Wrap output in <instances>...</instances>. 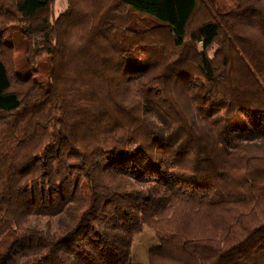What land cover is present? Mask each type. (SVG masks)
Listing matches in <instances>:
<instances>
[{
  "label": "trees",
  "instance_id": "trees-1",
  "mask_svg": "<svg viewBox=\"0 0 264 264\" xmlns=\"http://www.w3.org/2000/svg\"><path fill=\"white\" fill-rule=\"evenodd\" d=\"M3 1L30 71L0 29V264H141L144 227L148 264H264V0H101L82 44Z\"/></svg>",
  "mask_w": 264,
  "mask_h": 264
},
{
  "label": "rangeland",
  "instance_id": "rangeland-1",
  "mask_svg": "<svg viewBox=\"0 0 264 264\" xmlns=\"http://www.w3.org/2000/svg\"><path fill=\"white\" fill-rule=\"evenodd\" d=\"M98 1V2H97ZM101 0H52L49 6V19L51 22H54L58 19L61 14H65L70 16L67 24L63 27L59 28V32L63 34V39L67 44H74L79 39H81V44L84 41H87L89 38V31L91 23L98 22L97 18V4H99ZM104 3L107 0H102ZM10 0H4L3 3L7 6L11 7ZM219 6L223 11H227L231 9L234 4L231 0H217ZM5 8V6H4ZM9 17V16H7ZM137 18L141 16L136 15ZM104 18V17H103ZM3 20L2 25H0V29L2 31H6L5 36L6 40L13 45H15V60L16 67L18 73L21 76H25L30 69L25 66L23 62V54L26 45V40L22 37L20 33V24L17 22H10L3 17H0V20ZM198 19V17H196ZM89 41V40H88ZM91 41V40H90ZM213 49L208 50L209 56H212ZM45 56L40 60H37L33 66L32 70H38V74L35 77L43 82L46 80V71L50 64H46ZM125 80H123L121 84L122 90L125 87ZM182 81L179 79L176 81L174 86H171L172 98L177 103V105L184 111V113L188 116L191 123H197L199 120V114L196 108L194 107V103L190 99L189 92L183 86H180ZM122 99L124 102H128L125 100L124 93L122 94ZM44 223V222H43ZM43 227V225H42ZM156 238L151 229L144 227L141 234L134 237L131 253L133 258L141 264H148V251L156 246Z\"/></svg>",
  "mask_w": 264,
  "mask_h": 264
}]
</instances>
